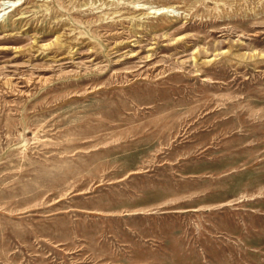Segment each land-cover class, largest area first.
<instances>
[{
  "label": "rangeland",
  "instance_id": "374dc122",
  "mask_svg": "<svg viewBox=\"0 0 264 264\" xmlns=\"http://www.w3.org/2000/svg\"><path fill=\"white\" fill-rule=\"evenodd\" d=\"M7 9L0 264H264V0Z\"/></svg>",
  "mask_w": 264,
  "mask_h": 264
},
{
  "label": "bare ground",
  "instance_id": "6f19581e",
  "mask_svg": "<svg viewBox=\"0 0 264 264\" xmlns=\"http://www.w3.org/2000/svg\"><path fill=\"white\" fill-rule=\"evenodd\" d=\"M12 1V0H11ZM19 0H13L12 2H13V4H15V3H17ZM5 2H8V1H4V0H0V15H1V13L4 15L6 12H7V8L8 7H10V6H12V5H7V7H4V4H5V6H6V3ZM169 6H162V7H159V8H157V9H155L153 12L155 13V12H158V13H162V12H166V11H169ZM162 10V11H161ZM162 27V26H161Z\"/></svg>",
  "mask_w": 264,
  "mask_h": 264
}]
</instances>
